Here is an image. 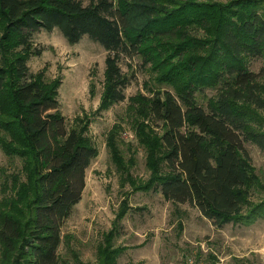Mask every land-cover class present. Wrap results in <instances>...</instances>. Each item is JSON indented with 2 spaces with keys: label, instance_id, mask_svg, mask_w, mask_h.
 Instances as JSON below:
<instances>
[{
  "label": "trees",
  "instance_id": "obj_1",
  "mask_svg": "<svg viewBox=\"0 0 264 264\" xmlns=\"http://www.w3.org/2000/svg\"><path fill=\"white\" fill-rule=\"evenodd\" d=\"M0 20L8 41L0 43V146L23 158L28 180L1 199L8 200L0 207L7 264L59 263L61 226L81 199L98 152L67 128L60 79L45 83L30 71L29 58L42 52L32 42L41 29L57 27L70 43L88 35L106 49L105 103L126 98L130 77L121 56L141 57L150 94L131 98L128 117L142 127L138 136L150 153L144 189L195 206L216 227L264 215V201H248L259 177L243 144L264 153L257 112L264 108L258 84L264 65L259 73L249 67L250 59L264 58V0H0ZM206 88L216 92L202 106L196 93ZM138 116L160 133L146 132ZM114 159L124 165L117 153ZM17 180L3 176V192Z\"/></svg>",
  "mask_w": 264,
  "mask_h": 264
},
{
  "label": "rangeland",
  "instance_id": "obj_2",
  "mask_svg": "<svg viewBox=\"0 0 264 264\" xmlns=\"http://www.w3.org/2000/svg\"><path fill=\"white\" fill-rule=\"evenodd\" d=\"M3 25L0 20V43H8ZM32 42L42 52L29 58L30 71L40 72L45 83L60 79L58 100L67 128L78 130L98 151L85 171L81 199L61 226L58 264H264V215L251 224L216 227L195 206L166 200L152 186L143 188L152 174L150 153L138 136L142 127L128 117L131 98L149 95L147 84H152L140 56H121V69L130 77L126 98L105 103L107 51L100 43L88 35L70 43L57 27L37 31ZM263 65L264 58L249 61L257 73ZM258 84L264 87V73ZM215 92H197L198 103L206 106ZM257 112L264 121V108ZM138 117L147 125L146 132L160 133L149 119ZM243 144L259 177L248 197L256 205L264 201V153L249 141ZM116 153L123 166H117ZM22 159L0 146V207L7 206L8 200L1 199L11 188L28 182ZM10 174L18 180L14 185L10 181L9 191L3 192L2 178ZM6 261L0 244V264Z\"/></svg>",
  "mask_w": 264,
  "mask_h": 264
}]
</instances>
